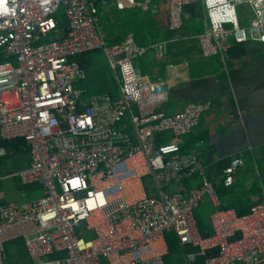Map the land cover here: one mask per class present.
I'll list each match as a JSON object with an SVG mask.
<instances>
[{
  "label": "built area",
  "instance_id": "built-area-1",
  "mask_svg": "<svg viewBox=\"0 0 264 264\" xmlns=\"http://www.w3.org/2000/svg\"><path fill=\"white\" fill-rule=\"evenodd\" d=\"M98 1L4 0L9 11L0 12V141L23 138L29 159L0 178L15 177L22 186L40 188L41 196L0 203V264H8L5 243L19 238L29 264H164L170 232L187 264H264V196L244 214L218 208L200 155L162 141L167 132L191 133L210 104L162 112L168 84L150 80L132 62L150 46L131 35L106 44ZM197 2L207 21L196 36L203 57L224 61L230 38L264 43V0H168V29L179 30L183 10ZM243 5L251 12L247 24L239 17ZM59 6L64 29L56 19ZM50 32L53 38L41 42ZM152 47L162 55V44ZM89 51L105 56L117 98H82L84 91L73 86L85 77L77 57ZM9 153L0 147V158ZM244 164L243 151L229 158L225 185ZM145 176H151L148 188ZM195 178L197 186L185 185ZM204 197L217 207L206 236L195 217Z\"/></svg>",
  "mask_w": 264,
  "mask_h": 264
},
{
  "label": "crops",
  "instance_id": "crops-1",
  "mask_svg": "<svg viewBox=\"0 0 264 264\" xmlns=\"http://www.w3.org/2000/svg\"><path fill=\"white\" fill-rule=\"evenodd\" d=\"M119 3H122L121 8ZM199 3L186 6L182 27L170 31L168 0H99L98 24L106 44L119 43L131 35L137 44L150 46L132 62L150 80L168 84L169 98L160 106L162 112L173 114L189 103L210 104L201 115L199 125L186 134V139L184 135L180 137L181 150L202 158L205 174L213 182L218 196L217 207H233L237 213L244 214L264 196V43L248 40L237 44L228 40L224 61L218 56L203 57L196 36L206 30L207 21ZM62 15L63 18L58 15L56 19L64 29L63 10ZM201 22L205 24L204 31H200ZM155 44H162L161 56L156 55L152 47ZM101 59L110 70L99 51L77 57L85 71L78 88L88 94L86 98L109 94L105 73L89 75ZM110 72L111 96L114 97L118 95V84L114 73ZM162 141L175 142L165 135ZM239 151L245 155V164L234 171L233 182L225 185L223 172L229 158ZM193 180L197 186L198 179ZM193 180L185 185L190 186L188 183ZM211 206L213 210L217 208L212 203ZM200 222L204 232L210 231L209 216L208 222ZM177 248L182 252L179 246Z\"/></svg>",
  "mask_w": 264,
  "mask_h": 264
},
{
  "label": "rangeland",
  "instance_id": "rangeland-1",
  "mask_svg": "<svg viewBox=\"0 0 264 264\" xmlns=\"http://www.w3.org/2000/svg\"><path fill=\"white\" fill-rule=\"evenodd\" d=\"M199 6L202 7V4L199 3ZM56 16L60 15L61 18H63L62 15V7L59 6L58 11L55 12ZM239 17L240 19L245 22L246 24L249 23L251 12L249 8L246 5H243L240 8L239 11ZM205 30V24L203 22L200 23V31ZM104 32V30H103ZM105 34V32H104ZM53 33H48L46 36H44L41 40V42L49 41L53 38ZM229 41H232L230 38ZM97 67H93L92 70H90L89 75L94 76L97 75L99 72L101 74L105 73L106 77L108 78V91L111 95V72L106 67V63L104 61L99 60L97 62ZM88 74V71L86 72ZM81 82L75 81L73 82L74 87H79ZM87 93H83L82 98L87 96ZM114 98H117L116 94H114ZM167 139L170 141L172 138L174 141L178 144H180V139L182 136L179 137H173L170 136L169 133L164 134ZM184 139L188 137V135H184ZM181 137V138H180ZM28 153L26 150L23 149L22 146L15 147V151L12 153H9L8 155L0 158V176L11 174L13 172H16L28 164ZM142 182L146 188L149 187L151 184V176H145L142 178ZM190 186H196V181L193 180L192 182L188 183ZM24 193V195H22ZM41 196V189L36 188L32 189L29 186H22L17 178L15 177H7V178H0V203H8V202H27L32 199L39 198ZM196 215L198 218L203 222H208V216L213 211V207L211 206V203L205 198L203 201L199 204L198 208H196ZM80 231H84V224L81 223L79 227ZM173 240V239H172ZM171 240V237H167L168 242V252L164 256V264H187L184 256L181 251L178 250L176 243ZM6 248V255L8 258V264H28L30 261V258L27 254L26 248L23 244V239H14L11 241H8L5 243Z\"/></svg>",
  "mask_w": 264,
  "mask_h": 264
},
{
  "label": "trees",
  "instance_id": "trees-1",
  "mask_svg": "<svg viewBox=\"0 0 264 264\" xmlns=\"http://www.w3.org/2000/svg\"><path fill=\"white\" fill-rule=\"evenodd\" d=\"M2 61H4V59H3V57H2V55L0 53V62H2ZM17 144L19 146H22L23 149L26 150L27 153H28V147L26 146V142H25V140L23 138H14V139H11V140H1L0 141V147L4 148L7 152H10V151L14 152L15 151V147L17 146ZM29 187H31V186H29ZM238 214H242V213L238 212ZM195 217H196V214H195ZM196 222H197L198 230H199V232H200V234L202 236H206V235H208L210 233V231H208V232H204L203 231L204 230L203 229L204 225H203L202 222H200V220H198L197 217H196ZM169 236L171 237V240L173 239L172 241H174L176 243V246L177 245L179 246V244L177 242V239H176V236L174 235V233H172V232L168 233L167 236H166V240H167V237H169ZM167 245H168V242H167ZM5 251H6V248H5ZM191 251H192V249H191ZM6 257H7V255H6ZM7 263H8V258H7ZM29 263H30V261L28 262V264ZM194 264H201V262H200V260H196L194 262Z\"/></svg>",
  "mask_w": 264,
  "mask_h": 264
},
{
  "label": "clouds",
  "instance_id": "clouds-1",
  "mask_svg": "<svg viewBox=\"0 0 264 264\" xmlns=\"http://www.w3.org/2000/svg\"><path fill=\"white\" fill-rule=\"evenodd\" d=\"M9 9L5 6L4 0H0V12L7 13ZM76 181H73V184H75Z\"/></svg>",
  "mask_w": 264,
  "mask_h": 264
},
{
  "label": "snow or ice",
  "instance_id": "snow-or-ice-1",
  "mask_svg": "<svg viewBox=\"0 0 264 264\" xmlns=\"http://www.w3.org/2000/svg\"><path fill=\"white\" fill-rule=\"evenodd\" d=\"M70 183H72L73 184V181H70ZM77 183V182H76ZM76 183L75 184H73V186L75 187L76 186Z\"/></svg>",
  "mask_w": 264,
  "mask_h": 264
}]
</instances>
